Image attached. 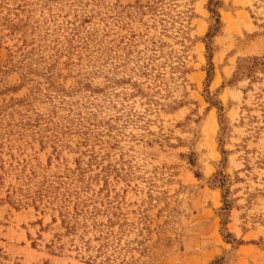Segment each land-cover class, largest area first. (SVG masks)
<instances>
[{"label": "rangeland", "instance_id": "1", "mask_svg": "<svg viewBox=\"0 0 264 264\" xmlns=\"http://www.w3.org/2000/svg\"><path fill=\"white\" fill-rule=\"evenodd\" d=\"M0 264H264V0H0Z\"/></svg>", "mask_w": 264, "mask_h": 264}, {"label": "trees", "instance_id": "2", "mask_svg": "<svg viewBox=\"0 0 264 264\" xmlns=\"http://www.w3.org/2000/svg\"><path fill=\"white\" fill-rule=\"evenodd\" d=\"M260 62H261V61L258 60V59H254V60H252V61L250 62L251 66H249V67L247 68V70H248L249 68H251V67H256V66H258V64H259Z\"/></svg>", "mask_w": 264, "mask_h": 264}]
</instances>
